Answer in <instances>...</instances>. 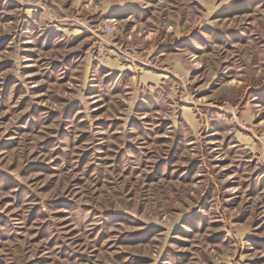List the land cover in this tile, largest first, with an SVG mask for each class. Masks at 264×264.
I'll return each mask as SVG.
<instances>
[{"label": "rangeland", "instance_id": "obj_1", "mask_svg": "<svg viewBox=\"0 0 264 264\" xmlns=\"http://www.w3.org/2000/svg\"><path fill=\"white\" fill-rule=\"evenodd\" d=\"M0 264H264V0H0Z\"/></svg>", "mask_w": 264, "mask_h": 264}, {"label": "built area", "instance_id": "obj_2", "mask_svg": "<svg viewBox=\"0 0 264 264\" xmlns=\"http://www.w3.org/2000/svg\"><path fill=\"white\" fill-rule=\"evenodd\" d=\"M106 30L109 32L110 31V26L106 25Z\"/></svg>", "mask_w": 264, "mask_h": 264}]
</instances>
